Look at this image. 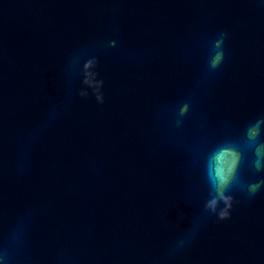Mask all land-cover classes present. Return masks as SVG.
<instances>
[{"label":"water","instance_id":"1","mask_svg":"<svg viewBox=\"0 0 264 264\" xmlns=\"http://www.w3.org/2000/svg\"><path fill=\"white\" fill-rule=\"evenodd\" d=\"M0 264H264V0H0Z\"/></svg>","mask_w":264,"mask_h":264},{"label":"clouds","instance_id":"2","mask_svg":"<svg viewBox=\"0 0 264 264\" xmlns=\"http://www.w3.org/2000/svg\"><path fill=\"white\" fill-rule=\"evenodd\" d=\"M219 59V58H218ZM220 179H221V181L223 182V181H225L226 179H227V177H225L224 175H220ZM228 219H230V215H226V216H222L221 217V220H228Z\"/></svg>","mask_w":264,"mask_h":264}]
</instances>
